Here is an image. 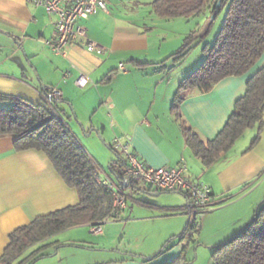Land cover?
<instances>
[{"label": "crops", "instance_id": "0c3cea01", "mask_svg": "<svg viewBox=\"0 0 264 264\" xmlns=\"http://www.w3.org/2000/svg\"><path fill=\"white\" fill-rule=\"evenodd\" d=\"M152 1L105 0L108 13L98 10L80 21L87 38L102 45L104 52L88 51L85 39H78L67 45L64 54L58 55L46 44L56 37L54 16L47 15L31 0H0V95L36 104L44 99L45 91L49 95L51 89H56L58 100L63 102L60 108L66 114V124L83 148L94 151L101 149L103 143L113 149L115 136L128 135L132 151L147 166L174 167L182 159L187 166L186 178L204 183L213 194L212 208L198 216L197 232L190 240L176 238L184 230L192 210L190 199L184 192H170L184 197L181 208L187 219L172 208L163 214L152 210L153 207L142 208L141 220L161 222L154 237L142 236V241L151 242L150 250L92 248L86 240L95 234L89 233V225H82L53 236L47 242L66 246L56 249L54 254L48 253L35 264H55V260L59 263L65 260L66 264V255L58 256L67 248L96 260L84 264H167L182 253L185 260L195 259L199 247H207L211 252L214 246L237 234L264 198V124L255 144L251 142L257 128L246 129L232 148L208 167L186 145L180 125L183 122L201 139L212 140L227 122L235 101L244 94L247 79L264 65V52L253 70L229 76L207 92L188 95L174 113L171 106L180 81L204 57L200 51L190 61V51L179 63L168 61L181 44L182 33L172 42L167 41L155 25L163 21L180 22L149 19L154 15L148 5ZM143 10L149 14L148 18L141 14ZM141 21H147L148 25H140ZM120 63L124 71L118 70ZM114 71L115 75L109 79ZM80 74L88 79L82 88L75 84ZM0 105L8 107L11 103L3 101ZM13 139L0 137V254L14 229L36 216L78 202L76 191L63 182L43 153L17 152ZM100 173L105 174L101 168ZM148 188L135 191L164 193L154 188L147 191ZM125 191L128 201L132 190ZM131 199L140 202L139 197ZM135 209L126 205L116 218L137 220ZM104 233L105 227H101L97 235ZM167 242L170 248L158 254Z\"/></svg>", "mask_w": 264, "mask_h": 264}, {"label": "trees", "instance_id": "16d2710c", "mask_svg": "<svg viewBox=\"0 0 264 264\" xmlns=\"http://www.w3.org/2000/svg\"><path fill=\"white\" fill-rule=\"evenodd\" d=\"M148 5L152 14L160 19L190 18L201 14L215 17L221 7H226L214 43L203 46L204 59L180 81L176 89L171 106L174 113L188 95L207 92L229 76L248 72L264 51V0H153ZM190 40L191 36L186 37L168 58H173L175 63L181 62L189 52ZM115 73L111 72L108 78L111 79ZM3 101L10 102L11 106L0 105V137L12 136L17 152L33 150L43 153L63 182L78 196L76 204L36 216L8 234L7 244L0 254V264H35L48 255L44 251L49 247L58 249L66 246L56 241L47 242L56 234L116 218L112 213L113 192L102 184L100 167L61 117L60 113H64L60 108L61 100L50 98L45 91L44 99L36 104L0 95V102ZM263 124L264 65L247 79L244 94L235 101L227 122L212 140L201 139L192 128L180 123L186 145L206 167L229 151L246 129L257 128L251 142V145L255 144ZM110 172L121 179V174L114 171L113 163ZM114 183L120 189H126L123 183ZM131 190H140L139 183H133ZM147 191H152V188ZM196 216H188L177 239L190 240L197 232ZM168 244L158 254L170 248ZM210 255L212 264H264V198L243 228L214 246ZM184 260L182 253L167 264H183Z\"/></svg>", "mask_w": 264, "mask_h": 264}, {"label": "built area", "instance_id": "2783aa9c", "mask_svg": "<svg viewBox=\"0 0 264 264\" xmlns=\"http://www.w3.org/2000/svg\"><path fill=\"white\" fill-rule=\"evenodd\" d=\"M32 4L42 7L49 16H54L56 37L46 44L54 54H64L67 45L78 39H85V48L95 53H103L105 48L94 40L87 38L86 29L80 21L86 20L98 10L108 13L105 0H31ZM118 70L124 71L122 63L118 64ZM88 82L83 74H80L75 84L82 88ZM49 97L59 99L56 89H51ZM112 148L116 150L123 160L121 170L122 182L130 184L139 183L140 187H150L164 192H184L188 195L192 210L189 216L195 218V229L198 228L197 218L202 213L212 208L213 194L209 186L202 182H192L185 176L187 166L181 159L174 167L153 168L147 166L131 149V137L128 135L115 136L112 140ZM101 182L113 192V210L116 216L125 209L128 194L120 189L114 182L105 178L100 173ZM104 219L99 225L89 227V233L98 234L102 225L107 222Z\"/></svg>", "mask_w": 264, "mask_h": 264}, {"label": "rangeland", "instance_id": "374dc122", "mask_svg": "<svg viewBox=\"0 0 264 264\" xmlns=\"http://www.w3.org/2000/svg\"><path fill=\"white\" fill-rule=\"evenodd\" d=\"M226 12V7L223 6L220 8V11L216 14L215 17L212 15H197L190 18H173L180 22V23H165L164 21L162 23H159L158 25H155L156 27H160V30L157 29L161 36L167 37V41H173L175 40L176 36H178V33H182V39L181 44L178 46V48L184 43V39L188 36H191V40L189 41L188 45L190 47L189 52L191 51V59L190 61L195 58V55L199 54V52H202L203 46L211 45L214 43V40L216 38V35L221 27V24L223 22L224 16ZM149 13V11H148ZM145 17H149L146 13V10H143L141 12ZM159 19L155 15H152L149 19ZM140 25L146 24L144 22H139ZM161 24L163 26H161ZM148 25V24H146ZM153 27L152 25H150ZM151 29L147 31H151ZM170 36V37H169ZM176 50H174L173 53H175ZM264 52V51H263ZM188 55V54H187ZM186 55V56H187ZM185 56V57H186ZM184 57V58H185ZM204 57V53H203ZM183 58V60H184ZM261 58V57H260ZM259 58V59H260ZM168 61L174 62L173 58H168ZM259 61V60H258ZM257 61V62H258ZM257 62L248 70L250 72L253 70L254 66L257 64ZM175 63V62H174ZM179 63V62H178ZM196 68V67H195ZM193 68V70L195 69ZM191 70V71H193ZM248 72L244 73L247 74ZM71 112L73 111L70 109ZM73 113V112H72ZM61 117L65 121V123H68V120L66 119V114L60 113ZM99 138V137H98ZM100 139V138H99ZM101 149L97 150H90L91 148H84L87 154L98 164V166L105 172V174L108 176L109 180H112L115 182L114 177L112 173L108 170L109 165L113 163L114 171L116 173H121L122 166H119L117 164V158L115 154H119L114 149H108V145L101 143ZM120 155V154H119ZM121 157V155H120ZM105 174H102L103 176H106ZM142 188L145 186H141ZM133 197H139L140 202H135L131 198ZM185 203L184 197L179 193H161L157 196L150 195L148 193H138L136 191H130V197L127 201V206L129 207H135L137 209L135 219L137 220H120L118 218H109L107 222H105L102 227H105V233L92 236L91 239H87L88 246L92 248H101L105 247V249H151V242L146 240L145 242L142 241L144 236L145 238L154 237L155 234H157V231L159 230L161 226V222H152V221H143L140 219L142 208L146 207H153L152 210H158L160 214H163L166 212L165 210L167 208L175 209L177 213H180L184 218L187 219L186 215L184 214L185 211L181 206ZM141 208V209H140ZM180 208V209H179ZM148 210V209H147ZM172 212V213H176ZM171 213V212H170ZM85 231V229H84ZM84 231H81L84 232ZM179 233V230L178 232ZM52 251V252H51ZM137 251V250H136ZM55 248H51L50 250H45L44 253H53L54 254ZM211 252L207 249V247L201 246L198 248V254L195 259L191 258V260H184L183 264H212L211 260ZM66 255V264H72L73 262H78V264H84L90 261H96L94 258L89 257V255L85 254L86 256L77 254V249H71L67 248L66 251H61L58 258L62 257V255ZM185 257V256H184ZM57 258V259H58ZM86 260H85V259ZM44 261V260H43ZM42 261V262H43ZM189 261V262H188ZM55 264H64L65 260H61L59 263V260H55Z\"/></svg>", "mask_w": 264, "mask_h": 264}, {"label": "water", "instance_id": "95a60500", "mask_svg": "<svg viewBox=\"0 0 264 264\" xmlns=\"http://www.w3.org/2000/svg\"><path fill=\"white\" fill-rule=\"evenodd\" d=\"M115 156H116V158H117V161L119 162V163H123V160H122V158L118 155V154H115ZM108 170L110 171V165H109V167H108ZM112 175H113V177H114V180H115V182L116 183H118V184H120V183H123V186L125 187V188H132V184H130L129 182H122V180L121 179H118V177L116 176V175H114L113 173H112ZM143 191V190H142ZM143 192H145V191H143ZM159 194V192H156V193H154L153 195H158ZM55 251H56V249H55ZM55 253V252H54ZM31 264H33V263H31Z\"/></svg>", "mask_w": 264, "mask_h": 264}]
</instances>
